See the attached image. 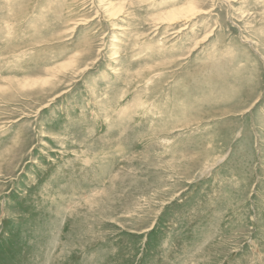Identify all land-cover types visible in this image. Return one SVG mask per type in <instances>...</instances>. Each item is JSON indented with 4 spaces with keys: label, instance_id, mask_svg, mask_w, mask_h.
<instances>
[{
    "label": "rangeland",
    "instance_id": "rangeland-1",
    "mask_svg": "<svg viewBox=\"0 0 264 264\" xmlns=\"http://www.w3.org/2000/svg\"><path fill=\"white\" fill-rule=\"evenodd\" d=\"M0 264H264V0H0Z\"/></svg>",
    "mask_w": 264,
    "mask_h": 264
}]
</instances>
